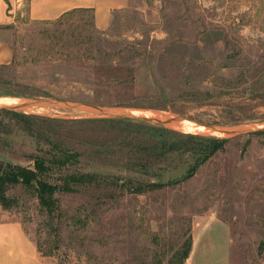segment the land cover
<instances>
[{
    "label": "rangeland",
    "instance_id": "rangeland-1",
    "mask_svg": "<svg viewBox=\"0 0 264 264\" xmlns=\"http://www.w3.org/2000/svg\"><path fill=\"white\" fill-rule=\"evenodd\" d=\"M260 91L264 0H129L104 27L96 26L91 9L0 23V97L237 125L262 124L264 105L253 111L258 119L234 122L233 109L198 102L243 100ZM163 101L168 107L158 108ZM10 111L36 116L23 121L0 113V159L32 167L30 154L56 142L75 151L78 161L55 168L49 180H59L64 170L99 174V184L58 192L52 215L33 190L8 189L16 203L0 204V222L23 226L41 264H171L185 238H193L195 224L211 218L228 227L229 264H264V134L229 137L191 178L137 195L126 190L130 182L124 179L155 180L157 173L175 178L190 158L154 159L146 171L133 153L156 149L140 134L85 120L105 117L58 105ZM26 122L36 134L24 130Z\"/></svg>",
    "mask_w": 264,
    "mask_h": 264
},
{
    "label": "trees",
    "instance_id": "trees-1",
    "mask_svg": "<svg viewBox=\"0 0 264 264\" xmlns=\"http://www.w3.org/2000/svg\"><path fill=\"white\" fill-rule=\"evenodd\" d=\"M85 9L92 10L91 7H78L65 11L63 14ZM162 92L164 93L165 90L162 89ZM257 93L259 94L255 97L243 98V100H230L229 102L222 103L204 100L198 103L233 109V112L237 113L232 117V121L234 122L255 120L258 117L253 112L255 111L254 109L264 105V91ZM188 94L196 95L197 93L190 91ZM157 107L167 108L168 106L163 101ZM249 110L251 111L250 113ZM1 112L13 114L23 121L36 116L34 114L19 113L6 109L0 110ZM85 120L89 122H101L107 129L116 130L129 136L140 134L144 138V141L146 140L145 146L152 144L156 150H149L150 146H147L140 149L139 154L134 156L133 153L134 161L144 162L142 165L146 171L151 167L152 160L154 159H167V157L175 154L187 155L190 158L191 162L183 169L184 173L175 178H165L161 173H157L155 180L151 178L137 180L133 177L124 179V181L130 182L126 190L131 194L137 195L172 187L191 178L198 168L215 152L223 149L224 144L229 140V137L180 132L164 126L127 118L105 117ZM26 123L24 130L30 135L36 134L28 122ZM258 133L264 134V130H260ZM77 156L78 154L70 148L62 146L61 143L53 142L51 149L40 150L39 153L30 154V160L33 162L32 167L0 159V204L5 208L13 206L16 203V199L8 195V189L20 185L33 190L40 206L49 215H52V213L59 209L58 198L56 196L58 192L70 193L74 192L78 186L99 184V174L95 172H69L64 170L63 172L66 173L63 174L62 172V177L59 180H49L48 176L50 173H53L55 168L59 169L60 172V169L66 167L68 162H77ZM191 246L192 236L189 234L174 252L177 259L172 261L171 264L183 263L190 253Z\"/></svg>",
    "mask_w": 264,
    "mask_h": 264
},
{
    "label": "crops",
    "instance_id": "crops-1",
    "mask_svg": "<svg viewBox=\"0 0 264 264\" xmlns=\"http://www.w3.org/2000/svg\"><path fill=\"white\" fill-rule=\"evenodd\" d=\"M129 0H0V23L16 22L26 15L55 19L65 11L91 7L96 26L104 27L111 12ZM0 264H41L35 242L16 220L0 222ZM181 264H229V230L223 221L211 218L193 227L192 246Z\"/></svg>",
    "mask_w": 264,
    "mask_h": 264
},
{
    "label": "water",
    "instance_id": "water-1",
    "mask_svg": "<svg viewBox=\"0 0 264 264\" xmlns=\"http://www.w3.org/2000/svg\"><path fill=\"white\" fill-rule=\"evenodd\" d=\"M65 106L68 108L83 110L88 113L96 114L100 117H111V118H127L133 120H140L144 122L153 123L156 125L164 126L176 131H182V121L188 120L192 121L196 125L204 126L211 133L207 134L210 136L216 137H234L238 135H246L258 132L260 130H264V122L262 124H237V125H214L210 123L195 121L190 118L183 117L181 115H161V116H147L143 114H133L130 110H126L123 108H116L111 106H103L98 104H91L85 102H70V101H62V100H50V99H42V98H26L22 99L19 102L14 104H0V110H22L29 111L35 108L44 107V106ZM217 131L220 134L216 135ZM216 133V134H214ZM201 134V133H197ZM204 134V133H203Z\"/></svg>",
    "mask_w": 264,
    "mask_h": 264
},
{
    "label": "bare ground",
    "instance_id": "bare-ground-1",
    "mask_svg": "<svg viewBox=\"0 0 264 264\" xmlns=\"http://www.w3.org/2000/svg\"><path fill=\"white\" fill-rule=\"evenodd\" d=\"M19 99H11V98H7V97H0V104H14L16 102H19ZM133 114H143V115H147V116H161L163 114L165 115H171V113H167V112H159V111H152V110H134V111H130ZM182 128H180L182 131H187L190 133H204V134H209L211 133L209 130H207L204 126L201 125H196L194 124L192 121H188V120H183L182 121ZM216 133V135L220 134L217 131H214Z\"/></svg>",
    "mask_w": 264,
    "mask_h": 264
}]
</instances>
